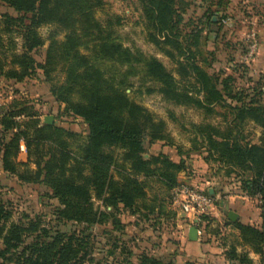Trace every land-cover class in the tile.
Instances as JSON below:
<instances>
[{"label": "trees", "instance_id": "1", "mask_svg": "<svg viewBox=\"0 0 264 264\" xmlns=\"http://www.w3.org/2000/svg\"><path fill=\"white\" fill-rule=\"evenodd\" d=\"M0 2L15 13L0 14V79L23 83L40 71L64 112L87 125V134L82 136L54 124H41L32 103L12 100L0 109V162L5 174L22 184H45L59 203L58 220L88 227L102 225L106 214L94 209L92 199L134 211L151 179L168 192L178 185L177 176L185 170L183 161L175 163L164 154L143 156L145 139L165 138V124L126 93L132 87L130 78L140 74L144 80L157 83L167 100L181 99L198 107L218 104L231 96L236 103L232 102L234 127L240 130L243 122L252 121L262 129L259 143L242 145L237 139L230 142L210 135L209 155L248 173L242 189L247 196L258 199L262 223L258 227L227 221V225L239 232L253 253L264 258V105L256 98L244 100L249 95L242 91L229 93L226 79L207 75L194 62L190 64L191 75L201 85L202 99L179 91L174 77L157 59L121 43L116 29L119 17L113 15L104 22L96 18L103 0ZM142 3L149 27L169 41L166 31L179 20L173 1ZM43 26L56 30L47 38L44 63H37L31 53L45 44L38 33ZM200 33L196 31L194 38ZM13 35L22 40L20 52L16 51ZM21 142L26 162L18 161ZM116 150H120L117 155ZM10 218L6 206L0 203L3 260L14 264L85 263L89 248L82 233L51 231L35 221L26 225L9 223ZM201 220V226L211 221L208 216ZM226 257L232 264H252L248 252H237L233 245ZM141 258V264H160L149 256Z\"/></svg>", "mask_w": 264, "mask_h": 264}, {"label": "rangeland", "instance_id": "2", "mask_svg": "<svg viewBox=\"0 0 264 264\" xmlns=\"http://www.w3.org/2000/svg\"><path fill=\"white\" fill-rule=\"evenodd\" d=\"M172 1L179 20L172 23L171 30L166 31L169 41L149 27L142 0H103L104 5L95 16L101 22L113 15L119 17L120 25L116 29L121 43L132 51L139 50L145 56L157 59L174 77L179 91L184 90L188 96L202 99L201 85L191 75L190 64L194 62L207 75L226 79L229 93L231 90L233 93L242 91L244 95H249L244 100L256 98L264 105V56L256 59L260 49H264V0ZM4 13L15 16L11 8L0 2V14ZM55 30L53 26L38 29L45 44L31 53L37 63H44L47 38ZM198 30L201 33L194 38ZM252 31L257 34L259 47L253 61L246 63L247 37ZM13 37L16 51L20 52L22 40L17 35ZM61 38L58 36V39ZM130 81L132 87L126 93L156 120L165 124V138L156 141L145 139L143 156L149 158L164 154L175 163L183 161L185 170L178 174L176 187L196 186L206 193L210 190L214 206L222 214L220 224L213 225L210 215L208 225L205 221L203 226L199 225L203 216L198 215L196 218L199 221L192 224L187 218L188 208L180 204L173 189L167 192L155 179H151L145 197L138 201L134 211L111 207L102 200L92 199L94 209L106 214L102 225L88 227L64 222L57 219L59 203L45 184H22L0 172V203L11 214L9 223L26 225L35 221L51 231L82 233L89 248L84 264H141L142 256L152 257L160 264H210L201 262L193 254L187 256L192 248L187 243V228L194 226L204 233L202 245L218 247L221 251H207L206 254L214 257L211 259L213 264H232L226 257L232 244L252 252L250 245L240 237L237 244L232 240L231 231H227L231 229L227 225L231 196L240 192L246 194L242 181L248 173L232 169L217 156L209 155L208 137H225L230 142L237 139L242 145L258 144L262 129L252 121L243 122L240 130L234 127L233 105L236 103L231 101V96L218 104L198 107L181 99L179 102L167 100L159 92L157 83L144 80L140 74L130 78ZM23 83L25 86H15L0 80V109L14 99H23L33 104L41 124H44L45 117L51 116L54 125L82 136L87 134L84 121L65 113L63 106L51 96L50 86L40 71L36 70ZM148 90L151 92L147 93ZM119 151L116 150L115 154ZM258 257L256 261L251 259L252 264H264V258ZM0 264L14 263L0 257Z\"/></svg>", "mask_w": 264, "mask_h": 264}, {"label": "crops", "instance_id": "3", "mask_svg": "<svg viewBox=\"0 0 264 264\" xmlns=\"http://www.w3.org/2000/svg\"><path fill=\"white\" fill-rule=\"evenodd\" d=\"M263 54H264V49L261 48L256 59L259 60V59L263 58V56H264ZM0 80H3V79H0ZM4 82H7V81H4ZM7 83H10V84L15 85V86L16 85L21 86V84H23L25 86V83H15L14 81H10ZM21 89H22V87H21ZM19 148L20 149H19V154H18V161L25 162L26 161V152H25V146H24L23 142L20 143ZM22 148H23V150H21ZM0 172L4 176H6V177L8 176L7 174H5L3 172L2 168H1V162H0ZM214 192L215 191L212 190L213 195H214ZM229 212H227V215ZM231 212L236 215V220L234 222L228 220L231 223L237 222V223H241V224L255 225L258 227L262 223L261 218H260V210L258 208V199L253 198V200H252L251 197L247 196L246 194H242L241 192L236 193V194L231 196ZM221 215H222L221 212L215 206L214 209L210 213V216L213 218L212 219V221L214 223L213 225L220 224ZM227 219H228V217H227ZM187 229H189V228H187ZM227 231L228 232L231 231L232 240H234L238 244V242L240 241L239 232L237 230H235L232 226H231V229L229 228ZM197 233H198L197 240L193 241V242L188 240V233H187V240H188L187 243H189L190 246L192 247L191 251L189 250V252L187 253V256H188V254H193V255L197 256L201 260V262L205 261V262H209L210 264H213V262H211L212 261L211 259H213L214 257H211L210 255H208L206 253H207V251H210V252L213 251V252L217 253L219 248L218 247L211 248V247H209V245L208 246L202 245V241H203L202 237H203L204 233H202L201 230L198 231ZM232 245L235 246L234 244H232ZM236 248H237L238 252H241L242 250L243 251L247 250V249H243L241 247V245L239 247H236ZM248 255H249V258L252 259L253 261H256L259 259L258 255L251 252V251L248 252Z\"/></svg>", "mask_w": 264, "mask_h": 264}, {"label": "built area", "instance_id": "4", "mask_svg": "<svg viewBox=\"0 0 264 264\" xmlns=\"http://www.w3.org/2000/svg\"><path fill=\"white\" fill-rule=\"evenodd\" d=\"M224 22V20L222 21ZM247 52L244 56L246 63L253 61L259 47L257 34L252 31L247 37ZM1 114V113H0ZM23 150V148L21 149ZM173 194L180 199V204L188 208L187 218L193 224L199 221L198 216H209L214 209V199L200 187L183 185L173 188Z\"/></svg>", "mask_w": 264, "mask_h": 264}, {"label": "water", "instance_id": "5", "mask_svg": "<svg viewBox=\"0 0 264 264\" xmlns=\"http://www.w3.org/2000/svg\"><path fill=\"white\" fill-rule=\"evenodd\" d=\"M43 122H44V124L52 125L53 124V118L51 116H47V117L44 118ZM208 194L210 196H212L210 190L208 191ZM227 216H228V220L229 221L234 222L236 220V215L234 213H232V212H229ZM197 232L198 231H197L195 226L194 227H190L188 229V240L192 241V242L196 241L197 240Z\"/></svg>", "mask_w": 264, "mask_h": 264}]
</instances>
